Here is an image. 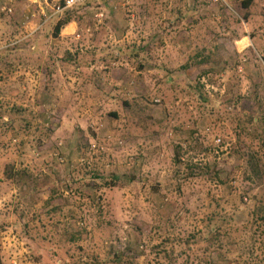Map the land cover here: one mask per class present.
Returning <instances> with one entry per match:
<instances>
[{"label":"rangeland","instance_id":"rangeland-1","mask_svg":"<svg viewBox=\"0 0 264 264\" xmlns=\"http://www.w3.org/2000/svg\"><path fill=\"white\" fill-rule=\"evenodd\" d=\"M244 1L85 0L63 37V0H0L1 264H200L173 244L220 215L231 264L264 206V0Z\"/></svg>","mask_w":264,"mask_h":264},{"label":"trees","instance_id":"trees-1","mask_svg":"<svg viewBox=\"0 0 264 264\" xmlns=\"http://www.w3.org/2000/svg\"><path fill=\"white\" fill-rule=\"evenodd\" d=\"M253 0H247L243 2V7L244 8H249V6L251 5V2ZM61 6L64 5V2L60 3ZM70 9V8H69ZM64 10L63 11V18H60L59 21L56 23L53 34L54 36H58L61 34V32L63 31L64 28H66L69 24H71L72 22H75V18L77 15V11H71V10ZM72 9V8H71ZM6 13V12H5ZM23 41H25L24 39L18 40L16 42H14V44H12L11 48L9 50H7V55L15 52L18 48H21L20 46L22 44H20L21 42L23 43ZM29 43V42H27ZM18 44H20L18 46ZM72 60V58H70ZM6 60V56H0V63L2 61ZM51 67V66H50ZM49 68V70H47V68L44 70V75L46 76V79L50 78L53 71L52 69ZM200 100H205V97L203 96V94H201L200 96ZM238 108V106L236 107ZM248 123L254 125V124H258L259 120H254V117L250 116L248 117ZM199 169V168H198ZM185 171L187 172L186 175V179L188 178H192V177H196L198 175H200V172H197V168L195 169H190L187 168L185 169ZM109 185V183H108ZM264 214V206L262 207V210L260 211V214H253L252 215V223H251V230L248 231L249 237L248 239L239 244V245H244L242 251L237 253V256L235 258H233V260L231 261V264H261L259 262H255L254 261V256L257 255V251H258V247H257V243H256V238H257V230L260 229L261 227L264 229V219L261 218V215ZM258 218H261V223L259 222ZM227 221L226 216H214L211 218V220L208 222V224L206 225V227L198 232L197 234H195L192 237V240H187L185 245L178 244L175 245L173 244V246L176 247H185L186 248L183 250L182 253L188 255L187 256V260H191V258L195 255L196 251H199L200 249H202V256H197L199 259V263L202 264L203 262L205 264H214V258L215 256H213L216 251H217V247H220V253L219 255H224L223 254V239L227 236V233H223L222 232V228L219 224H223ZM229 233V232H228ZM73 238H71L70 240H72ZM230 240V239H229ZM239 243V242H238ZM237 243V244H238ZM230 245L232 246L233 243H230ZM237 245V246H239ZM203 248H202V247ZM173 248L171 251H168V247L165 245V248H163L162 250V254L165 255L166 259H171L172 255H173ZM124 259V255L123 253H117L114 256L113 261L117 264H121L123 262ZM0 264H1V260H0ZM171 264V262H170Z\"/></svg>","mask_w":264,"mask_h":264},{"label":"crops","instance_id":"crops-1","mask_svg":"<svg viewBox=\"0 0 264 264\" xmlns=\"http://www.w3.org/2000/svg\"><path fill=\"white\" fill-rule=\"evenodd\" d=\"M77 31H78V24H77V22H72L71 24H69V25L64 29V31L61 33V36H63V37H73V36H75V35L78 36ZM68 39H69V38H68ZM244 41H245L246 44H245L243 47H244V48H245V47H248L249 40H248L247 38H245ZM244 48H243V49H244ZM57 73H58V72H57ZM40 91H41V89H40ZM46 92H47V90H46ZM47 93H48V92H47Z\"/></svg>","mask_w":264,"mask_h":264},{"label":"built area","instance_id":"built-area-1","mask_svg":"<svg viewBox=\"0 0 264 264\" xmlns=\"http://www.w3.org/2000/svg\"><path fill=\"white\" fill-rule=\"evenodd\" d=\"M85 0H63L64 5L61 6V4L55 6L56 13H61L66 9L73 8L81 3H83Z\"/></svg>","mask_w":264,"mask_h":264}]
</instances>
